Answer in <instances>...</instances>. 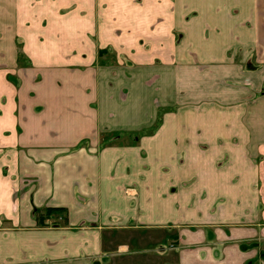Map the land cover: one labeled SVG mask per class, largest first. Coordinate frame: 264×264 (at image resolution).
Masks as SVG:
<instances>
[{
    "label": "crops",
    "instance_id": "crops-1",
    "mask_svg": "<svg viewBox=\"0 0 264 264\" xmlns=\"http://www.w3.org/2000/svg\"><path fill=\"white\" fill-rule=\"evenodd\" d=\"M263 87L264 0H0V264H264Z\"/></svg>",
    "mask_w": 264,
    "mask_h": 264
},
{
    "label": "rangeland",
    "instance_id": "rangeland-1",
    "mask_svg": "<svg viewBox=\"0 0 264 264\" xmlns=\"http://www.w3.org/2000/svg\"><path fill=\"white\" fill-rule=\"evenodd\" d=\"M243 1H247V0H242ZM249 2V1H248ZM242 4V3H241ZM242 7H245V5H238V7H234L232 8V14L236 17H239L241 19L242 14L240 12H242ZM241 15V16H240ZM247 27H250V25H246ZM264 87H263V92L261 94H259L260 96L264 95ZM128 141V140H126ZM52 214H56L59 215L62 219L65 218V214L62 212H55ZM51 214V215H52ZM50 215V216H51ZM52 227H54V225L52 224ZM122 237V236H121ZM171 239L169 240H165L164 244H162V246H172L173 245V238L175 237H170ZM161 239V234L157 236V238L154 236V234L148 233V234H141L139 235L138 233H125V235L123 236V241H130V240H137L135 241V247L132 249L133 251H131V253L127 254L126 256H124V258H112V260H109L108 262L104 263V264H160V260L156 257V254H159V252H157L160 248L161 245L157 246L154 249H150V242L153 243L156 242V240H160ZM134 242V243H135ZM133 245V244H132ZM111 248H113V246H111ZM158 248V249H157Z\"/></svg>",
    "mask_w": 264,
    "mask_h": 264
},
{
    "label": "trees",
    "instance_id": "trees-1",
    "mask_svg": "<svg viewBox=\"0 0 264 264\" xmlns=\"http://www.w3.org/2000/svg\"><path fill=\"white\" fill-rule=\"evenodd\" d=\"M149 132H151V131H146V132L136 134L135 139H139L140 137L148 134ZM55 212H64V210H62V209L36 210V212H35L36 219L40 225H43L45 220L48 219L52 213H55Z\"/></svg>",
    "mask_w": 264,
    "mask_h": 264
}]
</instances>
